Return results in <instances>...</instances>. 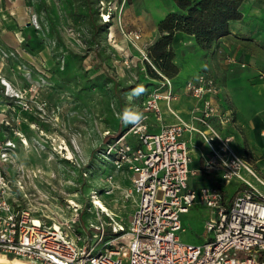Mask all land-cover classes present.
Segmentation results:
<instances>
[{"label": "rangeland", "instance_id": "374dc122", "mask_svg": "<svg viewBox=\"0 0 264 264\" xmlns=\"http://www.w3.org/2000/svg\"><path fill=\"white\" fill-rule=\"evenodd\" d=\"M138 1L0 0V174L16 205L63 226H76L97 220L98 212L106 216L95 205L97 193L109 213L129 224L138 199L137 193L129 195L134 172L117 169L105 149L115 129L127 126L117 113L125 107L142 111L147 92L130 100L126 91L157 80L152 71L160 75L148 54L163 33L159 23L151 28L149 15L135 11ZM251 19L255 24L250 31L231 36L215 54L210 52L214 44L201 49L193 35L179 47L174 35L167 48L173 49L179 66V73L169 77L178 98L171 106L189 120L181 101L177 103L183 96L191 97L185 90L187 82L208 74L219 93L227 82L239 111L224 96L221 104L226 108L229 104L233 111L223 109L218 93L213 97L217 113L228 118L225 124L215 118L214 124L231 136V146L264 179V142L257 140L248 120L257 112L264 116V96L250 88L256 77L264 78V29L258 25H264V13ZM214 55L217 62L211 60ZM160 106L163 116L171 118L164 100ZM254 119L264 123L260 114ZM147 122L152 132L159 130L154 113L148 112ZM201 142L196 133L188 139L190 147H202ZM198 164L192 150L189 167ZM245 175L264 195V184ZM219 181L214 184L220 185ZM205 182L204 176L190 173V186ZM250 187L233 180L221 190L230 202ZM213 217V209L201 202L181 213L182 241L203 244L214 237L206 229ZM123 264L129 262L124 259Z\"/></svg>", "mask_w": 264, "mask_h": 264}, {"label": "built area", "instance_id": "2783aa9c", "mask_svg": "<svg viewBox=\"0 0 264 264\" xmlns=\"http://www.w3.org/2000/svg\"><path fill=\"white\" fill-rule=\"evenodd\" d=\"M160 83L146 91L141 109L146 119L106 146L117 169L134 172L129 195L137 193L138 199L129 224L107 211H102L105 217L98 212L97 220L88 224H57L16 205L0 174V252L47 264H123L124 259L129 264H264V195L245 173L261 184L264 179L231 146V136L214 124L215 118L220 123L228 118L217 113L213 102L219 93L216 82L205 73L187 82L186 93L203 100L189 120L171 106L178 98L171 78L163 76ZM160 100L174 121L165 123ZM148 112L161 124L158 131L149 129ZM195 133L208 146L200 170L189 167L188 139ZM199 172L219 174L220 185L190 186V173ZM233 180L251 187L229 202L221 189ZM197 202L216 213L206 227L215 236L203 244L184 242L179 234L185 230L181 213ZM126 237L128 244L123 242Z\"/></svg>", "mask_w": 264, "mask_h": 264}, {"label": "trees", "instance_id": "16d2710c", "mask_svg": "<svg viewBox=\"0 0 264 264\" xmlns=\"http://www.w3.org/2000/svg\"><path fill=\"white\" fill-rule=\"evenodd\" d=\"M242 2L243 0H177L178 10L168 13L160 20L159 29L163 35L148 54L160 70V75L152 71L156 79L160 80L163 76L173 78L179 73V66L173 60L174 51L171 47L167 48L177 32L193 35L201 47L210 48L221 37L230 33L232 20L242 17ZM157 80L145 85L146 91L149 87L158 85ZM131 89L126 93L129 94ZM130 126L115 129L117 132L109 138V142Z\"/></svg>", "mask_w": 264, "mask_h": 264}, {"label": "crops", "instance_id": "0c3cea01", "mask_svg": "<svg viewBox=\"0 0 264 264\" xmlns=\"http://www.w3.org/2000/svg\"><path fill=\"white\" fill-rule=\"evenodd\" d=\"M133 7H134L136 12H140V13L149 15V18H150L149 24H150L151 28L157 27V24L160 22V20L163 19L168 13L178 10L177 0H140V1L136 2V4H134ZM262 13H264V0H244V2L242 4V14H243L242 17L240 19H236V20L231 21V23H230L231 33L226 35V36H223L218 41H216L210 52L215 54V51L219 50L220 47H223L226 41L231 40L230 39L231 36H234L237 33L250 31V29H252V26L255 24V22L252 21L251 17L260 15ZM258 25H259V30L264 29V25H262V23L261 24L259 23ZM140 27H141V23L138 22V28H140ZM190 36H192V35H189V34L184 33V32H177V44L180 45L179 47H181V43L183 40H189L190 38H193ZM197 46H199V44H197ZM200 48L203 49L202 47H200ZM211 60L213 62L214 61L217 62V58L215 57V55L212 56ZM250 88H251V92H253V93L255 92L261 96H264V78L256 77L254 82L252 83V85L250 84ZM232 95H233V91H232L231 87L228 86V83L226 82V84H224L221 87V91L218 95L219 104L223 107V109L231 110L232 108L229 106V104H228V108H226L224 105L221 104V101H223L224 98L225 99L228 98L233 105V109H236V111H239V110H237V108L233 104L234 99L232 98ZM223 96H224V98H223ZM179 101H181V103H179V105L180 104L183 105L180 108H182L183 111L185 110L184 112L187 115H189V119L192 116V111L196 107H202V105H203L202 99H197V98L192 97V96L191 97L183 96V98H181V99L179 98L177 100V103ZM186 106L188 107V109ZM182 109H180V110H182ZM233 109H232V111H233ZM257 114H260L262 117H264L260 112H257L255 115H253V117L248 119L252 133L254 131L256 133V135H257V133H262L261 131L264 128V123L262 121L260 122V121H258V119L257 120L254 119V117ZM236 117H237V119H239V113L237 116V112H236ZM166 119L170 122L174 121V119L172 117L170 118L169 116L166 117ZM248 120L246 121V123H248ZM218 123H220V122L218 121ZM223 124H225V123H223ZM239 124L240 123L238 120V125ZM156 126H157V124H156ZM158 126L160 128L161 124L159 123ZM187 137L189 138V133H187ZM193 137L194 136H192V139H193ZM198 138L202 141V139L200 137H198ZM201 143L203 144L202 147H197V146L191 147V157H192V150H195L196 156H198V158H199V164L196 166V168H192V170H200L202 168L203 159H204L203 153L206 152L207 149H206V146L203 143V141ZM197 175H202V176H204V178H206V182L204 184L200 185L199 187L210 186V185L214 184L217 180L218 181L220 180L219 174H216V173L215 174H207V173L199 172ZM197 175H195V176H197ZM192 186L197 187L195 185H192Z\"/></svg>", "mask_w": 264, "mask_h": 264}, {"label": "clouds", "instance_id": "9594fccd", "mask_svg": "<svg viewBox=\"0 0 264 264\" xmlns=\"http://www.w3.org/2000/svg\"><path fill=\"white\" fill-rule=\"evenodd\" d=\"M146 89L143 85H138L133 88L128 94V98L131 100L134 97L142 95ZM118 118L124 125L139 126L143 120L146 119L144 113L139 110L138 107H125L121 112L117 113Z\"/></svg>", "mask_w": 264, "mask_h": 264}, {"label": "bare ground", "instance_id": "6f19581e", "mask_svg": "<svg viewBox=\"0 0 264 264\" xmlns=\"http://www.w3.org/2000/svg\"><path fill=\"white\" fill-rule=\"evenodd\" d=\"M111 34L113 35V32ZM8 87L10 88L11 85L9 84ZM256 136H257L259 141L264 142V133L263 134L257 133ZM70 154H71V151H70ZM96 194L94 196L95 197V205L98 206V208H102L103 211H107V212L111 211L110 208L108 207V205L105 203V201H103L102 199H99ZM110 213H113V212H110ZM42 215L47 216V217H52V216H48L45 214H42ZM0 264H47V263L39 261V260H35V259L26 258V257H8L3 252H0Z\"/></svg>", "mask_w": 264, "mask_h": 264}]
</instances>
